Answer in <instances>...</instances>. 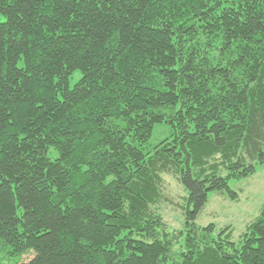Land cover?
<instances>
[{"label": "trees", "instance_id": "1", "mask_svg": "<svg viewBox=\"0 0 264 264\" xmlns=\"http://www.w3.org/2000/svg\"><path fill=\"white\" fill-rule=\"evenodd\" d=\"M263 165L264 0H0V264H264L196 224Z\"/></svg>", "mask_w": 264, "mask_h": 264}, {"label": "rangeland", "instance_id": "2", "mask_svg": "<svg viewBox=\"0 0 264 264\" xmlns=\"http://www.w3.org/2000/svg\"><path fill=\"white\" fill-rule=\"evenodd\" d=\"M81 74L77 72L71 79L74 87L80 79ZM170 126L159 125L156 127L152 141L158 142L170 135ZM53 157V155H50ZM163 199L161 212L168 225L169 231L186 230V214L189 206L187 204L188 193L185 187L173 175H164ZM230 188L237 193L238 198L233 201L227 192L210 193L208 204L200 213L196 222L200 228L214 225L216 234L228 229L231 240L240 244L247 228L261 215L264 208V165L259 166L254 175L240 181L229 182ZM32 256L24 258L25 261Z\"/></svg>", "mask_w": 264, "mask_h": 264}]
</instances>
